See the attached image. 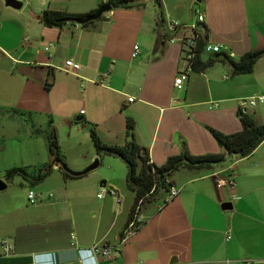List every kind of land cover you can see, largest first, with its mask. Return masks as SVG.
I'll list each match as a JSON object with an SVG mask.
<instances>
[{
  "label": "crops",
  "instance_id": "0c3cea01",
  "mask_svg": "<svg viewBox=\"0 0 264 264\" xmlns=\"http://www.w3.org/2000/svg\"><path fill=\"white\" fill-rule=\"evenodd\" d=\"M19 1L22 8L15 9L0 0V120L22 123L15 139L24 152L22 165L40 164L30 169L34 176L50 155L48 161L27 163L36 151L32 141L41 139L39 131L48 134L51 122L63 152L69 145L81 156L72 165L61 151L72 171L83 172L97 160L91 129L106 145L124 146L129 117L136 142L160 167L184 152L225 154L208 128L226 135L240 132L243 100L264 95V56L250 74L234 75L228 64L217 63L191 72L183 89L176 88L186 66L168 30L170 19L190 26L200 13L207 41L239 60L264 49V0H136L142 6L113 9L87 27L46 26L42 15L91 14L105 0ZM135 45L137 58L132 57ZM67 60L81 69L70 72ZM246 115L264 125V105ZM44 147L48 151L47 140ZM106 157L109 171L117 173L92 179L96 197L103 184L119 195L128 189L124 161ZM54 173L63 183H74L71 190L61 184L55 197L40 194L36 205L28 198L34 181L17 177L0 191V240L14 245V253L0 257V264H94L90 248L96 243L118 246L116 255L100 264H264V142L246 157L232 155L205 169L180 168L170 177L179 195L165 202L162 189L142 202V224L124 244L120 238L135 193L128 189L126 204L107 196L98 215H92L89 191L79 186L90 174L65 179L56 165L42 181ZM226 177L233 178L234 188L218 187ZM108 198L121 206L119 211L109 209ZM228 203L231 207L223 208Z\"/></svg>",
  "mask_w": 264,
  "mask_h": 264
},
{
  "label": "trees",
  "instance_id": "16d2710c",
  "mask_svg": "<svg viewBox=\"0 0 264 264\" xmlns=\"http://www.w3.org/2000/svg\"><path fill=\"white\" fill-rule=\"evenodd\" d=\"M100 8L105 4H109L113 9H130L142 6V3L136 0H105ZM97 10L91 12L94 14ZM90 14H74L67 12L46 11L42 15V21L46 26L63 27L66 24H79L78 22ZM103 17V16H102ZM102 17L100 19H102ZM99 19V20H100ZM94 21L82 24L87 27ZM200 27V49L207 44V34ZM264 56V49L256 52H250L242 55L239 60H234L227 53L222 52L213 55L201 56L194 65L195 72H204L208 68L217 63L228 64L234 75L250 74L254 70L257 61ZM51 83L46 84V88L50 89ZM239 116L243 125L240 132L234 134H223L215 129L208 128L213 137L221 148L225 150V154L192 156L188 152L174 156L168 159L165 165L156 166L150 161L149 151L140 146L135 139V122L132 118H127V136L128 141L124 146H108L98 136L94 129L90 130V137L97 154L95 163L101 162L106 156L120 158L127 166V186L128 189L135 193V200L129 215L128 224L134 219L138 206L141 202L149 199L159 190L166 189V179L178 171L180 168L205 169L215 164L223 163L228 155H236L238 157H246L254 152V150L264 142V125H256L255 122L247 115L239 112ZM38 134L41 131L37 132ZM50 162L41 170L39 176H34L28 167H14L5 172L6 183H11L17 177H22L26 181L41 182L49 175L54 167L60 166V171L65 179H79L85 174L72 171L68 168L59 145L57 130L53 127L52 122L49 126V132L46 135ZM122 236V235H121Z\"/></svg>",
  "mask_w": 264,
  "mask_h": 264
},
{
  "label": "built area",
  "instance_id": "2783aa9c",
  "mask_svg": "<svg viewBox=\"0 0 264 264\" xmlns=\"http://www.w3.org/2000/svg\"><path fill=\"white\" fill-rule=\"evenodd\" d=\"M204 16L200 13L197 14V22L193 25H185L180 23L177 20L170 19L168 21V30L173 34L170 37V43H177L181 47L182 52V61L185 64L186 68L176 77L175 86L179 90L183 89L186 81L188 80L189 74L194 72V65L197 59L201 56L213 55L225 52L223 46L213 45L207 42L203 49H200V26L204 23ZM139 46L135 45L132 53L133 58H137L140 51ZM226 53V52H225ZM232 58V54L227 52ZM66 67L70 72H78L81 69V65L74 60H67ZM241 112L246 115L249 110L255 109L259 105H264V95H257L243 100ZM165 184L168 186L166 190L165 202L171 201L177 197L180 193V190L174 186L170 179L165 180ZM228 186L230 188L235 187V182L233 178L226 177L218 181V187ZM54 195L50 194L52 198ZM107 196H113L117 200L118 204L122 203V197L112 188H106L102 186L97 194L99 200L105 199ZM29 203L31 205H36L40 202L41 195L37 194L34 190H30L28 194ZM141 205L139 204L137 212L134 216V219L126 226L122 236L120 238V243L124 244L126 240L141 226ZM231 239V236H227V240ZM76 244V236L72 234L71 236V245ZM118 246L110 244L96 243L90 248V254L95 260L94 264H100V259H112L117 252ZM14 253V245L7 239L0 240V257H9ZM79 264H84L83 261H80Z\"/></svg>",
  "mask_w": 264,
  "mask_h": 264
},
{
  "label": "rangeland",
  "instance_id": "374dc122",
  "mask_svg": "<svg viewBox=\"0 0 264 264\" xmlns=\"http://www.w3.org/2000/svg\"><path fill=\"white\" fill-rule=\"evenodd\" d=\"M134 45V44H133ZM139 46V45H138ZM0 171H4L6 169H10L13 167H26L22 165L23 157L22 153L23 150L21 149V145L18 139H15L17 137V130H19L22 127V123H19L18 121L11 122L8 120L1 119L0 120ZM32 126V125H31ZM41 136V139L38 140H33L32 142H37L35 147H33V150L35 149V154H29L27 157V163H30V161H37V163H40V161H48L49 160V153L47 149L44 147V141L46 142V135L47 132L42 130L41 133H39ZM64 143H68V141L65 140ZM61 146V145H60ZM31 147V146H30ZM66 150L63 152L62 148L61 151L65 158L69 160L72 165H77L81 162L80 155L77 151H73L69 145L65 146ZM32 148V147H31ZM68 149V150H67ZM31 150L28 147V151ZM107 160H111L106 158H103L99 164V166L89 172V177L85 179L86 181H81L84 183H81L79 186L82 187L83 189H86L89 191V199L91 201V207L93 208L94 211H92V215L96 214L98 215L99 209L105 201L99 200L98 197H96V193L93 194L91 192V182L92 179L97 180L100 176H113L117 172L109 171V164L107 163ZM33 163V162H31ZM40 165V164H39ZM39 165L37 166H32L29 169L31 171H34ZM69 166V165H68ZM70 168V166H69ZM5 172V171H4ZM0 172V177H5V173ZM88 175V174H87ZM2 179V178H1ZM21 180V178L17 179V181ZM14 184L16 185L17 182L15 181ZM64 184V188L66 190L70 191L71 190V184L74 183H68L65 184L63 183L62 177L60 173L52 175L49 179L46 181H41L36 184H34V187L32 188L37 194H42V196L47 197L50 194L55 195L56 190L54 188L56 187H61ZM17 186V185H16ZM101 186L99 187L100 190ZM106 188H109V185L107 184ZM127 189V188H126ZM12 190V189H11ZM65 190V191H66ZM120 195L123 198L124 203L128 200L130 193L127 190L124 192L120 191ZM55 197V196H54ZM111 197V196H110ZM107 203L109 204V209L114 213L115 211H119L120 207L116 201H114L111 198L107 199ZM126 204V203H125ZM125 204L123 205L125 207ZM123 207V208H124Z\"/></svg>",
  "mask_w": 264,
  "mask_h": 264
},
{
  "label": "water",
  "instance_id": "95a60500",
  "mask_svg": "<svg viewBox=\"0 0 264 264\" xmlns=\"http://www.w3.org/2000/svg\"><path fill=\"white\" fill-rule=\"evenodd\" d=\"M6 1V4L7 6L9 7H13L15 9H20L22 8V2H20L19 0H5ZM200 1V0H198ZM112 10L111 6L109 4H105L104 6H102L101 8H99L97 10V12H95L94 14H90L88 16H86L85 18H83L82 20H80L78 23L79 24H86V23H89V22H92V21H97L99 20L104 14L110 12ZM82 118L79 117L77 118L76 120H81ZM230 157V155H228L226 157V159ZM226 161V160H225ZM99 166V163H93L92 165H90L85 171L83 172H79L81 174H88L89 172L95 170L97 167ZM104 187H106L104 184H103ZM8 187L7 183L2 180L0 178V191H3L5 190L6 188ZM231 207V204H225L223 206V208H230Z\"/></svg>",
  "mask_w": 264,
  "mask_h": 264
}]
</instances>
